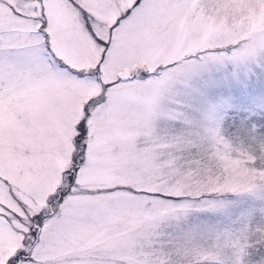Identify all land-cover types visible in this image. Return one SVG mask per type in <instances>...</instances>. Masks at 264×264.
Instances as JSON below:
<instances>
[{
  "label": "snow or ice",
  "instance_id": "snow-or-ice-1",
  "mask_svg": "<svg viewBox=\"0 0 264 264\" xmlns=\"http://www.w3.org/2000/svg\"><path fill=\"white\" fill-rule=\"evenodd\" d=\"M0 264H264V0H0Z\"/></svg>",
  "mask_w": 264,
  "mask_h": 264
}]
</instances>
